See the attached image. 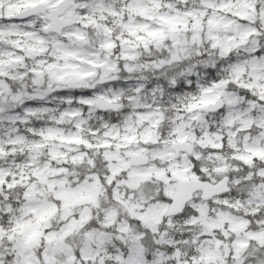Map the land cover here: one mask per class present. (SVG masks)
Listing matches in <instances>:
<instances>
[{
	"label": "snow or ice",
	"instance_id": "1",
	"mask_svg": "<svg viewBox=\"0 0 264 264\" xmlns=\"http://www.w3.org/2000/svg\"><path fill=\"white\" fill-rule=\"evenodd\" d=\"M0 264H264V0H0Z\"/></svg>",
	"mask_w": 264,
	"mask_h": 264
}]
</instances>
